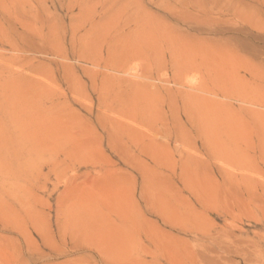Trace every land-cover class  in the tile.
<instances>
[{
	"label": "rangeland",
	"instance_id": "374dc122",
	"mask_svg": "<svg viewBox=\"0 0 264 264\" xmlns=\"http://www.w3.org/2000/svg\"><path fill=\"white\" fill-rule=\"evenodd\" d=\"M0 264H264V0H0Z\"/></svg>",
	"mask_w": 264,
	"mask_h": 264
},
{
	"label": "bare ground",
	"instance_id": "6f19581e",
	"mask_svg": "<svg viewBox=\"0 0 264 264\" xmlns=\"http://www.w3.org/2000/svg\"><path fill=\"white\" fill-rule=\"evenodd\" d=\"M64 4V3H63ZM62 7H63V5H61ZM63 59H65V58H63ZM95 60V59H94ZM109 60V59H108ZM110 61V60H109ZM111 62V61H110ZM109 63V62H108ZM115 63V62H114ZM119 63V62H118ZM121 63V62H120ZM117 64L118 66L119 65H121L122 66V63L121 64ZM110 64V63H109ZM116 64V63H115ZM124 64V63H123ZM106 65H107V63H106ZM110 65H112V64H110ZM114 65V64H113ZM114 68V67H113ZM118 68H120V66L118 67ZM122 68V67H121ZM125 69V68H124ZM119 70V69H118ZM118 70H117V72H118ZM111 71H114V70H111ZM120 71V70H119ZM217 86V85H216ZM188 107V106H187ZM109 111V110H108ZM127 113V112H126ZM131 114V113H130ZM133 116V115H132ZM146 116V115H145ZM105 118V117H104ZM103 118V119H104ZM129 120H130V118H129ZM107 122V121H106ZM109 123V122H108ZM106 124V123H105ZM113 124V123H112ZM107 125V124H106ZM114 125V124H113ZM122 125V124H121ZM104 126V125H103ZM117 126V125H116ZM112 127V126H111ZM106 128V127H105ZM118 130V129H117ZM142 133V132H141ZM114 136V135H113ZM112 136V137H113ZM178 137V136H177ZM140 138V137H139ZM178 139V138H177ZM181 139V138H180ZM111 140V139H110ZM139 142V141H138ZM109 143H110V141H109ZM135 143V142H134ZM133 143V144H134ZM110 146V145H109ZM159 146V145H158ZM162 146V145H161ZM117 147V146H116ZM115 147V148H116ZM144 148H145V145H144ZM160 149H162V148H160ZM114 150V149H113ZM115 150H117V149H115ZM151 150V149H150ZM152 151H153V149H152ZM155 151V150H154ZM154 153V152H153ZM156 153V152H155ZM148 154V153H147ZM227 154V153H226ZM150 155V154H149ZM152 155V154H151ZM184 158V157H183ZM229 158V157H228ZM244 166V165H243ZM246 170V169H245ZM242 178H244V177H242ZM213 242V241H212ZM244 243V242H243ZM226 247V246H225ZM244 251V250H243ZM259 251V250H258ZM229 252V254L231 253L229 250L226 252V253H228ZM238 253V252H237ZM239 254V253H238ZM196 256V255H195ZM219 257V256H218Z\"/></svg>",
	"mask_w": 264,
	"mask_h": 264
}]
</instances>
